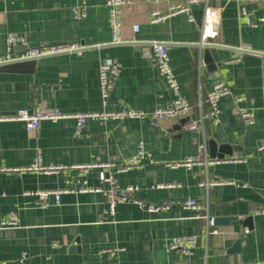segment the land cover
<instances>
[{
    "label": "crops",
    "instance_id": "0c3cea01",
    "mask_svg": "<svg viewBox=\"0 0 264 264\" xmlns=\"http://www.w3.org/2000/svg\"><path fill=\"white\" fill-rule=\"evenodd\" d=\"M132 1L122 7L124 37L167 42L181 92L192 104L190 116L204 117L202 126L177 129L179 118L164 119L158 126L148 118L90 119L77 134L73 118L43 120L33 131L24 121L7 118L21 108L37 107L89 112L127 105L151 112L168 105L173 95L153 56L144 55L138 44L111 42L107 0H0V54L6 52L10 34L25 37L32 47L83 46L14 61L0 70V264H264V214L256 213L264 207V156L258 149L264 138V0L211 1L221 8V18L217 37L210 39L217 43H208L209 63L202 43L203 4L192 6L194 20L178 12L152 22L155 11L166 13L186 0ZM82 8L86 15L77 17ZM247 45L252 50L241 52ZM13 50L19 54L24 48L17 44ZM108 57L120 64V73L104 100L100 64ZM219 81L229 82L231 90L220 100V122L214 125L205 116L207 95ZM242 108L253 112V123L244 121ZM210 138L227 144L232 154L190 168L167 165L198 156L204 142L211 158ZM140 141L155 162L148 159L141 167L119 172L114 168L116 182L135 186L132 196L146 204L170 206L152 211L127 201L112 213L105 194L109 184L100 179L99 168L73 166L122 164L137 152ZM36 158L68 168L49 173L2 170L29 166ZM218 179L235 183L207 186ZM46 189L65 191L59 203L51 195L44 207L31 192ZM190 198L205 209L179 203ZM11 214L16 224L1 226ZM207 214L236 218L208 231L206 218L199 216ZM249 216L252 227L246 222ZM215 229L219 232L213 233ZM186 235L198 237L191 254L169 249L173 238Z\"/></svg>",
    "mask_w": 264,
    "mask_h": 264
},
{
    "label": "built area",
    "instance_id": "2783aa9c",
    "mask_svg": "<svg viewBox=\"0 0 264 264\" xmlns=\"http://www.w3.org/2000/svg\"><path fill=\"white\" fill-rule=\"evenodd\" d=\"M212 0H186L184 4H176L166 12L162 13L160 11H155L151 18L152 22H157L166 19L167 17L178 13L185 12L189 15L190 19L194 20L192 14V6L194 4H203L204 14L201 23L202 29V43H217L210 41V39H215L219 33V23L221 18V8L219 6H214L211 3ZM132 0H107V6L110 13V24L112 28V43H123V42H132L140 45L142 53L144 55L153 56L155 61V66L159 74L164 79L166 85L170 89L173 97L171 102L162 107L155 108L151 112H146L143 110L135 109L131 106L124 105L119 109L113 110H100V111H89V112H64L60 108H41L37 107L33 111H29L25 108L19 109L14 115L7 116L10 119L22 120L26 123L28 130H38L40 128L41 122L43 120H52L57 121L62 118H73L76 123V133L79 134L82 129L87 124L90 119H126V118H148L152 125L158 126L160 122L167 118H184L188 117L189 120L185 125L187 129L197 130L203 124V119L191 118V102L182 94L179 81L172 69L170 63L169 55V46L166 41L151 39V40H127L123 35V21H122V7L126 4H132ZM86 15L85 8L77 9L76 16L83 17ZM251 24H255L251 19H249ZM140 29L139 24L134 25V30L138 31ZM21 44L24 48L22 53H14V46ZM81 45L79 44H51L40 47H32L28 44V41L23 36H18L16 34H10L7 38V50L3 54H0V70L5 64L23 60V59H32L38 58L41 56L56 54L60 52L70 51L74 49H80ZM250 46H241L240 51H251ZM235 57L234 59H238ZM120 73V64L114 59L108 57L102 60L100 64V86L101 93L104 100L110 95V92L114 86L115 80ZM230 83L227 81H219L211 88L207 95V101L209 104V109L206 113V117L211 119L214 125H217L220 122V100L221 98L230 93ZM236 99L241 101L244 99L243 96H236ZM241 116L247 123L254 122V114L252 111L242 108L240 110ZM258 149L262 156H264V138L260 141ZM150 160V162H155L152 159L151 153H149L143 141H140L137 152L130 157L126 162L122 164H115L113 162H102V163H93V164H83L73 167H82L88 169L90 167H96L100 170V179L103 182L109 184L108 188L105 190V194L108 198L110 205V210L114 213L115 207L118 203L134 201L141 206L147 207L149 210L156 211L161 207H168L170 203L163 204H146L142 200H138L132 196L135 186L129 185L126 187L120 186L115 179L113 169L116 168V171H125L134 167H141L144 164L145 160ZM206 161L207 164H212L218 161L217 158H209L207 151L206 142L200 144L199 146V155L188 157L183 161L168 162V166L178 167L186 166L190 168L193 164L198 162ZM68 166L63 164H43L40 158H36L33 164L25 167H15V168H3L2 170L8 172H20V171H39L44 173H49L53 171L67 169ZM233 184V180L228 179H218L212 182H208L207 186L211 184ZM203 184V183H202ZM160 186H166L161 184ZM167 186H175V184H169ZM91 190H99V188H85ZM65 191L63 189L55 190H38L36 192H31L36 194L39 198L40 204L44 207L50 205L49 197L53 195L55 197L56 203L60 202L61 193ZM182 205L192 208L195 210L205 209V205L194 198L185 200L184 202H179ZM258 214H264V207L258 208L256 210ZM204 217L208 223V231L211 226L215 225V217L207 215H199ZM15 214L7 220L1 221V226L16 224ZM213 233H218L217 229L212 231ZM198 243V237L195 235H186L179 236L172 239L169 244L170 250H180L185 254H191L193 249ZM108 252H113L112 249H109Z\"/></svg>",
    "mask_w": 264,
    "mask_h": 264
},
{
    "label": "water",
    "instance_id": "95a60500",
    "mask_svg": "<svg viewBox=\"0 0 264 264\" xmlns=\"http://www.w3.org/2000/svg\"><path fill=\"white\" fill-rule=\"evenodd\" d=\"M205 48V55H204V61L206 63L212 62V57L210 55V51H209V44L208 43H204L203 44ZM37 58H32L30 60H35ZM189 118L188 117H184L180 119V123L178 124V126H176L177 129L184 127L187 122H188ZM209 144V156L211 158H218V159H224L226 157V154L231 155L232 152L229 149V146L227 144H218L216 142V140L210 138L208 141ZM236 217H217L215 218V224H223V223H228V221H230V219H235ZM252 217L249 216L246 219L247 225L249 227H252V223H251Z\"/></svg>",
    "mask_w": 264,
    "mask_h": 264
}]
</instances>
